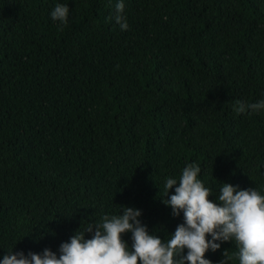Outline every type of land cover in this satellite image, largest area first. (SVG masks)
<instances>
[{
  "label": "trees",
  "instance_id": "1",
  "mask_svg": "<svg viewBox=\"0 0 264 264\" xmlns=\"http://www.w3.org/2000/svg\"><path fill=\"white\" fill-rule=\"evenodd\" d=\"M117 2L0 0V260L59 256L123 207L169 239L183 212L164 183L188 163L214 202L225 182L264 195V110H233L264 100V0H123L126 31ZM217 243L212 264L238 251Z\"/></svg>",
  "mask_w": 264,
  "mask_h": 264
},
{
  "label": "clouds",
  "instance_id": "2",
  "mask_svg": "<svg viewBox=\"0 0 264 264\" xmlns=\"http://www.w3.org/2000/svg\"><path fill=\"white\" fill-rule=\"evenodd\" d=\"M124 8L123 0H118L114 14L108 17L122 31L129 28ZM69 11L67 4L57 3L50 13L60 30L69 22ZM233 110L237 114L259 112L264 110V100H237ZM201 172V166L193 162L182 169L178 180L166 178L164 196L175 189L164 203L171 207L173 216L183 212V223L167 240L149 232L139 219L140 209L123 207L120 215L104 214L100 222H88L83 230L81 226L68 242L60 244L59 256L48 248L27 255L11 250L0 264H212L205 253L219 249L217 241H232L238 249L234 255L225 250L219 264L233 259L238 264H264V195L253 187L240 189L225 182L216 194L218 202H214L209 199L214 189L198 178ZM129 232L131 245L122 236ZM86 233H91V238H86Z\"/></svg>",
  "mask_w": 264,
  "mask_h": 264
}]
</instances>
